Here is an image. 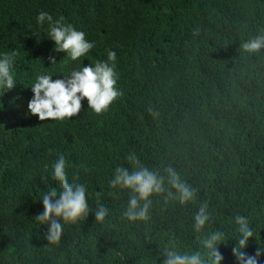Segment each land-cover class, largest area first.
Masks as SVG:
<instances>
[{"label": "trees", "instance_id": "trees-1", "mask_svg": "<svg viewBox=\"0 0 264 264\" xmlns=\"http://www.w3.org/2000/svg\"><path fill=\"white\" fill-rule=\"evenodd\" d=\"M39 11L94 42L83 63L115 52L121 95L108 112L82 101L65 121L28 114L35 74L77 67L41 33ZM258 34L264 0H0V52L16 53L20 84L0 96V264H160L169 241L195 250L208 231L224 234L223 264H235L236 215L254 231L245 251L264 246V49L241 48ZM128 153L151 169L173 167L194 200L153 196L149 219L128 221V192L108 186ZM58 155L69 182L86 186L90 211L50 244L35 216L40 194L58 187L50 167ZM201 204L210 218L194 234ZM100 205L108 213L97 222Z\"/></svg>", "mask_w": 264, "mask_h": 264}, {"label": "clouds", "instance_id": "clouds-1", "mask_svg": "<svg viewBox=\"0 0 264 264\" xmlns=\"http://www.w3.org/2000/svg\"><path fill=\"white\" fill-rule=\"evenodd\" d=\"M35 23L46 29L41 33L53 43V50L63 53V57H67L68 61L76 62L77 67L62 75L35 74L30 86L25 87L31 92L26 103L28 114L34 115L40 121H65L77 115L82 101H86L87 108L93 114L108 112L110 105L121 95L115 86L117 80L114 72L115 52L106 50L105 59L83 63L85 59L82 58H86L94 47V42L87 40L84 32L65 23L62 17L54 19L47 11H39ZM241 48L247 53H256L264 49V34L246 40L241 44ZM48 60L49 65L57 62L53 57H48ZM15 63L14 51L0 52V96L19 84ZM124 161L128 167L120 164L114 166L108 186L111 189L128 192L129 198L123 212L128 221L149 219L148 213L153 196L163 194L165 201L174 199L181 205L194 200L195 188L182 180L173 167L151 169L132 153L126 154ZM68 166L64 156L58 155L55 162L50 165L51 179L58 187L40 194L42 211L35 219L38 224L46 226L44 238L50 244L59 242L65 224L84 219L90 211L86 199V186L83 183L69 182L66 171ZM107 213L106 207L98 206L94 212L95 220L103 221ZM209 218L206 206L201 204L193 216V233L200 234ZM233 220L237 237L231 247V255L235 264H264V260L260 259L264 255V246L257 247L252 254L245 251L249 238L254 236L247 219L236 215ZM224 243L225 236L219 231H208L201 240V247L195 250L169 241L159 252L163 257L160 264H223L224 257L219 251V246Z\"/></svg>", "mask_w": 264, "mask_h": 264}]
</instances>
